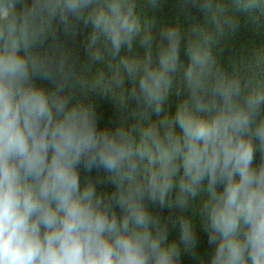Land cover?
<instances>
[{"label": "clouds", "instance_id": "obj_1", "mask_svg": "<svg viewBox=\"0 0 264 264\" xmlns=\"http://www.w3.org/2000/svg\"><path fill=\"white\" fill-rule=\"evenodd\" d=\"M167 3L0 0V264H264V0H174L179 19L157 28ZM241 16L255 38L221 63L209 26L236 38ZM58 25L88 30L82 59Z\"/></svg>", "mask_w": 264, "mask_h": 264}, {"label": "trees", "instance_id": "obj_2", "mask_svg": "<svg viewBox=\"0 0 264 264\" xmlns=\"http://www.w3.org/2000/svg\"><path fill=\"white\" fill-rule=\"evenodd\" d=\"M173 2L174 0H168V3L165 4L163 16L161 17L163 20L156 25L157 28H160L168 23H171L174 20L179 19V17L171 11L170 6ZM191 11L192 18L202 19V17H200V15L196 12L195 9H192ZM190 22L191 20H188L185 23L184 27L187 28ZM62 27V25L57 26V35L64 42L67 48L72 51L73 58L79 55L82 59L84 57V37L87 34L88 30L81 26L79 28L78 34L65 35L62 30ZM209 33L215 41V43L213 44V53L219 58L221 63H227L230 61L233 55L239 54V52L241 51L240 44L251 42L255 38L254 33L251 31V25L246 21L243 16L240 17V23L238 31L236 33V38L227 35H219L217 33L215 23L210 24ZM51 43V39L46 40L41 50L47 49ZM184 59H186V57H184ZM37 83L49 89L55 87V85L49 81L37 80ZM71 92L74 97H80L83 95V92L79 86H77L75 89H72ZM90 98L97 111L99 127L101 129L107 128L109 130H114L119 118V113L115 103L112 101L111 98L104 96L100 93L90 94ZM174 100L175 96L173 97V101ZM260 159L261 154L259 150H257L255 154L254 164L259 165ZM80 172L81 179L90 180L91 182H93L98 192L103 194H110L114 190L113 184L111 183L109 178V174L105 172L102 168H93L89 172L87 169L82 167L80 169ZM148 204L150 209L154 213L159 214L166 220H170L172 217H177L179 215V210L177 209H162L158 205L151 204V202H148ZM117 211H119L118 208ZM189 212H191V209H189ZM169 227L171 231L172 225L169 224ZM196 232L198 239L197 253L207 259L213 251V248L209 246L207 241V235L198 223L196 225ZM181 262L182 264H198V260L194 256L183 253L181 254Z\"/></svg>", "mask_w": 264, "mask_h": 264}]
</instances>
